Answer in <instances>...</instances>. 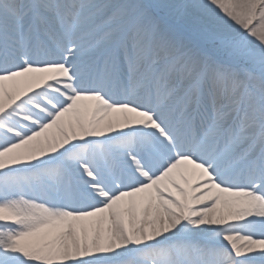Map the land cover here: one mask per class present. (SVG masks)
Here are the masks:
<instances>
[{"label":"snow or ice","instance_id":"1","mask_svg":"<svg viewBox=\"0 0 264 264\" xmlns=\"http://www.w3.org/2000/svg\"><path fill=\"white\" fill-rule=\"evenodd\" d=\"M0 264H264V0H0Z\"/></svg>","mask_w":264,"mask_h":264}]
</instances>
